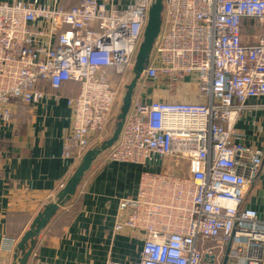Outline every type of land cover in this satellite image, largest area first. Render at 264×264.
<instances>
[{"label": "built area", "instance_id": "1", "mask_svg": "<svg viewBox=\"0 0 264 264\" xmlns=\"http://www.w3.org/2000/svg\"><path fill=\"white\" fill-rule=\"evenodd\" d=\"M125 1L0 0V123L19 103L46 99L47 83L71 109L63 152L75 169L110 136L133 77L154 0ZM163 2L149 63L103 159L145 167L136 195L119 201L114 233L143 241L137 264H264V222L249 201L264 149L237 127L244 111L264 109V0ZM66 81L80 83L76 95L60 92ZM192 87L195 97L171 98ZM27 264L42 262L32 251Z\"/></svg>", "mask_w": 264, "mask_h": 264}, {"label": "crops", "instance_id": "2", "mask_svg": "<svg viewBox=\"0 0 264 264\" xmlns=\"http://www.w3.org/2000/svg\"><path fill=\"white\" fill-rule=\"evenodd\" d=\"M41 86L49 92L46 99L34 106H16L13 120L0 123V264H19V241L45 206L56 201L60 183L75 171L74 159L63 152L71 109L66 99L57 101L47 83ZM192 88L171 98L195 97ZM77 90V83L70 82L60 92ZM237 127L245 144L264 149L263 108L244 111ZM106 153L95 159L75 195L36 238L33 251L42 264H106L109 258L140 261L143 241L130 233H114V225L120 199L136 195L145 167L103 163ZM249 201L264 222V166ZM12 239L17 244L6 243Z\"/></svg>", "mask_w": 264, "mask_h": 264}, {"label": "water", "instance_id": "3", "mask_svg": "<svg viewBox=\"0 0 264 264\" xmlns=\"http://www.w3.org/2000/svg\"><path fill=\"white\" fill-rule=\"evenodd\" d=\"M163 10V0H154L149 10V17L144 31V38L136 56V63L133 69V77L126 86V91L122 99L120 112L117 115V124L113 133L100 145L89 149L85 153L81 162L76 167L75 171L70 176L65 186L61 189L56 201L46 205L44 210H42L35 217L30 229L25 232L18 243V248L21 251L19 264L28 263V259L33 251L35 240L39 236L41 231L48 225L50 219L55 215L56 211L72 199L85 174L92 167L95 159L102 153L107 151L109 148H111L118 140L124 127L127 114L131 107L132 97L137 86L138 79L149 63V58L152 53L154 44L161 31Z\"/></svg>", "mask_w": 264, "mask_h": 264}, {"label": "trees", "instance_id": "4", "mask_svg": "<svg viewBox=\"0 0 264 264\" xmlns=\"http://www.w3.org/2000/svg\"><path fill=\"white\" fill-rule=\"evenodd\" d=\"M79 4V0H61V5L63 6V7H67V8H69V7H73V6H76V5H78ZM70 82H74V83H77V85H78V90L75 92V93H71V94H67V95H76L77 93H78V91H79V89H80V83L79 82H77V81H66V82H64L63 84H62V86L65 84V83H70ZM62 86H61V88H62ZM61 88H60V90H61ZM19 107H26V105H23L22 103H19L18 104V108ZM28 107V106H27Z\"/></svg>", "mask_w": 264, "mask_h": 264}, {"label": "rangeland", "instance_id": "5", "mask_svg": "<svg viewBox=\"0 0 264 264\" xmlns=\"http://www.w3.org/2000/svg\"><path fill=\"white\" fill-rule=\"evenodd\" d=\"M120 108H121V106H119L117 109H116V118H115V120H114V122H113V128H112V131H111V134L113 133V131H114V129H115V127H116V124H117V115L119 114V112H120ZM110 134V135H111ZM174 171V170H173ZM171 172H172V170H171Z\"/></svg>", "mask_w": 264, "mask_h": 264}]
</instances>
